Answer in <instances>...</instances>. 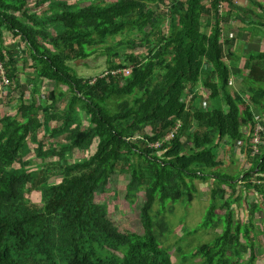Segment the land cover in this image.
<instances>
[{
	"label": "trees",
	"instance_id": "obj_1",
	"mask_svg": "<svg viewBox=\"0 0 264 264\" xmlns=\"http://www.w3.org/2000/svg\"><path fill=\"white\" fill-rule=\"evenodd\" d=\"M46 1L0 0V61L15 111L0 115V264H173L170 248H162L155 235L163 237L167 229L155 218L154 204L158 200L162 209L172 210L177 202L190 203L198 194L196 182L211 179L210 206L200 227H224L193 256L201 264L253 263L249 221L242 234L232 205L247 204L249 217L264 206V130L260 143L252 134L257 124L264 129V50L242 54L245 43L224 37L236 1L98 0L77 7L55 0L46 7L50 14L33 12ZM219 3L228 5L223 15ZM259 23L260 32L251 30V38H264V21ZM4 30L11 45L5 44ZM19 44L34 76L28 98V87L19 81L24 64H19ZM101 46L108 56L106 70L127 67L129 74L89 84L70 63L84 62ZM241 73L247 98L231 92L232 75ZM38 80L52 87L41 105L35 102ZM190 88L196 91L185 103ZM202 88L211 103L207 110L197 102ZM64 97V107L57 109ZM224 138L232 148L238 142L249 169L225 170L218 150ZM183 139L192 140V147L187 149ZM29 142L36 144L37 163L27 159ZM94 142L90 156L67 160V153L87 151ZM157 142L158 147H149ZM255 144L259 151L251 155ZM118 174L128 176V201L144 192L141 233L120 229L107 205L95 200ZM55 176L60 181L50 183ZM38 190L41 202L30 201L27 193ZM251 190L262 203L247 201Z\"/></svg>",
	"mask_w": 264,
	"mask_h": 264
},
{
	"label": "rangeland",
	"instance_id": "obj_2",
	"mask_svg": "<svg viewBox=\"0 0 264 264\" xmlns=\"http://www.w3.org/2000/svg\"><path fill=\"white\" fill-rule=\"evenodd\" d=\"M29 2H32L34 0H28ZM36 1V0H35ZM55 1V0H47L42 6L37 7L33 10V12H36L40 14L42 11L47 14H50L52 12L51 9H47L46 7L49 2ZM68 3L75 4L77 7L87 6L91 2H97L98 0H66ZM109 1V0H108ZM111 1V0H110ZM33 6V5H32ZM228 5L226 3H222L221 8V15L225 14L224 12L227 10ZM251 7L254 10L255 13L251 12ZM262 7V9H261ZM234 13L231 15V20L233 21L229 26H226L225 29H223L224 37H228L227 35H231L232 37H236L238 39V44L242 45L244 44L242 54H246L249 51H257L259 49L264 50V38H260L257 34L260 32V21H264V0H237L235 2L234 6ZM241 19H245V22H240ZM25 21V20H23ZM249 21V22H246ZM254 31L257 34H255L252 38L249 34L250 31ZM123 38L124 36H118L115 40H120V38ZM130 37V38H129ZM132 36H127L124 39H131ZM133 38L137 39V36H133ZM4 40L6 45H11L13 43L11 34H7L6 30H4ZM139 40V39H137ZM18 42L17 39L14 40V43ZM248 43V44H246ZM20 45V46H19ZM16 46L22 53L21 58H24V62L21 58L19 59V64H23L22 66H19L18 72H19V81L21 85L27 86L28 88L24 89L25 97L28 98L29 94V87L31 86L29 84V80L33 78V73L30 67H28V64L30 63L29 59L26 57L28 52L25 50L24 46L22 44H19ZM106 46V45H105ZM105 46L98 47L92 54H90L88 59H85L84 62H79L78 64L75 62H71L69 65L72 66L78 73L79 76L83 78L87 77H93V79L97 75H101V72L106 70L108 62H107V52L105 50ZM143 50V49H142ZM140 49L132 50V52H138L142 51ZM141 53L145 54L144 51ZM27 58H25V57ZM21 59V60H20ZM238 66L239 64L236 63ZM242 65V62H240V66ZM120 68L112 69V70H119ZM245 73H241L238 76L232 75L231 79V86L232 90L231 92H241L244 98L248 97L249 89L246 86V82L243 80ZM33 76V77H32ZM112 75L107 76L110 78ZM45 83V84H44ZM52 83V82H51ZM8 83H0V115L9 112L13 115L14 110H11L14 106L13 104H9L10 101L9 93H10V86ZM37 87L39 88V93L36 95V104L41 105L46 100L44 99L43 95L45 92L49 91L51 89V85L48 82H43L42 80H38L36 83ZM35 85V86H36ZM200 87V86H197ZM66 89V88H64ZM192 89V88H190ZM186 93L182 100L187 103L189 102V99L192 98L195 94V89L190 90ZM204 95L200 96L197 100L199 106L204 109H210L211 103L207 99L205 93L206 89H203ZM15 92H12V96L15 97ZM67 101V97L62 98V100L57 102V109L64 107L65 103ZM14 103V102H13ZM222 106L224 109H226V104L224 102L222 103ZM41 117V115H39ZM176 125L173 131H176V129L179 126V121L176 120ZM81 123L83 126L87 125L86 116L81 113ZM193 127V126H192ZM191 127V130L193 129ZM262 127V126H261ZM256 129H259L257 125L255 126ZM44 129L42 128L40 136L43 134ZM254 131V130H253ZM166 138L169 140V135L166 136ZM218 138V136L216 137ZM184 140V139H183ZM217 142V139L216 141ZM185 146L187 149H189V146L192 147V140H184ZM219 147V155H221V159L225 165L228 163L227 167H225V170L231 174L236 173V170L238 166L243 168L244 162H241L242 158L239 157V160H235L237 156L234 153L229 152L232 148V144H229V140L227 138H224L220 143ZM233 145H238V142H234ZM96 142H94L90 149L84 152H78L75 151L72 153V155H69L67 153L66 158L70 162H76L80 161L81 159H85L88 156H90L94 150H95ZM30 147V153L28 154L27 159H31L30 161L38 162L36 159V154L34 148L36 147L35 143L29 142ZM194 147V144H193ZM229 147V150L226 151V148ZM257 149V148H256ZM234 151V147H233ZM235 152V151H234ZM237 152V151H236ZM235 152V153H236ZM253 155V154H251ZM228 157L234 161L235 164L231 165V163L228 162ZM52 157H47L45 161L53 160ZM237 163V164H236ZM15 166H17L15 164ZM234 167L236 170H234ZM224 171V168H221V172ZM225 172V171H224ZM60 176L52 177L49 182L50 183H56L60 181ZM128 181V176L124 174H118L111 177V179L108 182V185L106 186V191L103 194L97 193L95 195V200L97 202H103L107 205L109 215L111 219L116 223V225L122 229H128L130 231L142 232V227L140 223V207L144 202V192L140 191L136 194V197L133 201H128V199L125 198V185ZM211 181V180H210ZM210 181L206 182H196L197 188H198V194L195 195V198L190 202H177L174 204V207L172 210L168 209H162L160 203L158 200H156L154 207H153V214L155 218L158 221H164L166 223V229L167 231L163 232V237H160V234L155 231V235L161 245L162 248H170L169 255H171L173 259V264H201V259L199 257L194 258L193 254L196 250V247H198L202 243H211L214 236L220 231L222 232V229L224 225H221L220 227L217 226L216 228L209 227H200L203 220L205 219V215L208 212L209 206H210V195H209V187H210ZM240 189V188H239ZM239 192V191H238ZM249 194H254V191H249L247 198H249ZM27 198L35 203L41 202V191H32L30 193H27ZM258 201V200H257ZM243 203V202H242ZM234 208V217L236 220H240L242 222V234H244L245 225H247L249 221V227H250V237L252 238V241H256V249L258 252H261L260 258H264V238L263 235H259L254 237L253 234L260 228L258 226H264V218L259 219L263 214L261 212H256L255 215L248 216L247 215V209L242 208L239 212L236 209V205H232ZM164 210V212H161ZM218 216H216V219ZM213 222V221H212ZM212 222H209L211 224ZM171 229L168 231V229ZM165 229V230H166ZM249 229V228H248ZM219 232V233H220ZM243 237V236H242ZM243 241V239H241ZM245 242V241H243ZM169 245V246H168ZM171 246V247H170ZM256 253V251H254ZM248 254L250 252H246V254L243 255V258H248ZM171 259V260H172ZM180 262L178 263V261ZM243 263L250 264L246 261H243Z\"/></svg>",
	"mask_w": 264,
	"mask_h": 264
},
{
	"label": "crops",
	"instance_id": "obj_3",
	"mask_svg": "<svg viewBox=\"0 0 264 264\" xmlns=\"http://www.w3.org/2000/svg\"><path fill=\"white\" fill-rule=\"evenodd\" d=\"M235 1H237V0H235ZM227 150H229V147L226 148V151ZM234 151L235 152L237 151V152L235 153ZM234 151H233V148H231V150L229 152L234 153L237 156V158H235V160L237 161V160H239V157H241L242 158L241 162H244L243 168L238 166V168L236 170V168L234 167V169L236 170V173H241L242 171L249 169L251 166V163H250V160L248 159V157L246 155V152L243 151L242 148L237 146V145L234 146ZM227 160L229 163H231V165H233V162H234L233 160H231L229 157ZM227 165H228V163L225 165V167H227ZM240 177H242V176H240ZM213 181H214V179H211L210 183H213ZM260 183L264 185V181H261ZM238 187L241 188L240 183H239ZM251 191H253V190H251ZM259 197L260 196L256 192H254L253 195L249 194V198H247V201L248 202H255L257 200H260ZM260 202L262 203L261 200H260ZM247 206L248 205L243 202L238 207L236 206L237 211L239 210V212H240V210L242 208L247 209ZM258 212H261L263 214L259 219H263L264 218V206L262 207V210H260ZM247 215L249 216L248 210H247ZM258 227H260V228L253 234V236L256 237L259 235H261V236L263 235V238H264V226H258ZM253 243H254V246L256 247V245H257L256 241L253 240ZM255 251H256L255 258H254L255 260L251 264H264V258H260L261 252H258V250H255Z\"/></svg>",
	"mask_w": 264,
	"mask_h": 264
},
{
	"label": "built area",
	"instance_id": "obj_4",
	"mask_svg": "<svg viewBox=\"0 0 264 264\" xmlns=\"http://www.w3.org/2000/svg\"><path fill=\"white\" fill-rule=\"evenodd\" d=\"M221 6H222V3H219V7H221ZM219 12L221 13V8L219 9ZM0 73L2 75V83L1 84L7 83L6 77H5V74H4V66H3V63L1 61H0ZM121 73L129 74V69L127 67H122L119 70H104L103 72H101V75H97L94 79H93V77L88 78V80H89L88 83L92 84V83L96 82L100 78H106L109 75H112V76L115 77V76H117V75H119ZM86 81H87V79H86ZM257 127L259 129L254 128V131L252 132V134L254 136V142L255 143H260L261 135H259V132L261 130H264V129H263V127H261L260 124H257ZM169 134H171V133H169ZM166 140H167V138L165 139V141ZM255 145L256 146H254V150H253L252 154H255V153L258 152L257 144H255ZM158 146H159V143L157 142V143H154V144L151 143L149 147H158Z\"/></svg>",
	"mask_w": 264,
	"mask_h": 264
},
{
	"label": "clouds",
	"instance_id": "obj_5",
	"mask_svg": "<svg viewBox=\"0 0 264 264\" xmlns=\"http://www.w3.org/2000/svg\"><path fill=\"white\" fill-rule=\"evenodd\" d=\"M219 7V6H218ZM220 9V8H219ZM220 13V12H219ZM246 44H248V43H246ZM88 78H91V77H87L86 79H88ZM258 151H259V148H258ZM252 154V153H251ZM254 155V154H253ZM244 259V258H243ZM247 259V258H246ZM251 264V263H250Z\"/></svg>",
	"mask_w": 264,
	"mask_h": 264
}]
</instances>
